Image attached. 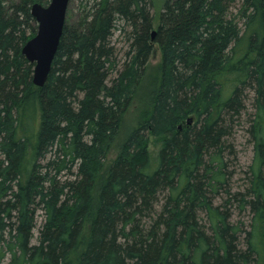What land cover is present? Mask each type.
I'll list each match as a JSON object with an SVG mask.
<instances>
[{"label":"trees","instance_id":"obj_1","mask_svg":"<svg viewBox=\"0 0 264 264\" xmlns=\"http://www.w3.org/2000/svg\"><path fill=\"white\" fill-rule=\"evenodd\" d=\"M49 2L0 0V264H264V0H165L153 41L151 0H85L37 87L21 50ZM153 44L159 82L107 164ZM248 100L254 158L233 191Z\"/></svg>","mask_w":264,"mask_h":264},{"label":"rangeland","instance_id":"obj_2","mask_svg":"<svg viewBox=\"0 0 264 264\" xmlns=\"http://www.w3.org/2000/svg\"><path fill=\"white\" fill-rule=\"evenodd\" d=\"M165 0H151V14L153 16V29H157L159 24V16L162 12V7ZM85 5V0H70L68 5L69 19L71 21L76 20ZM234 13L237 10H233ZM113 44H115L118 58L122 59L126 46L122 41V38L119 36L118 32L114 33ZM160 51L157 44H153V52L150 57L148 67L146 70L145 77L140 84L139 90L136 91L132 103L126 110L122 118V124L119 130V134L114 140V142L109 147V153L107 156V164L111 162L119 153L124 141L128 138L131 132L137 127L141 115H146L149 103H150V88L152 85H157L160 79ZM246 111L242 115V120L235 127L232 137L229 139V142L232 145L233 152L228 156L230 163V171L233 172L231 179V186L233 191L243 190L245 188L246 179L249 172V166L253 162L254 150L253 144L250 140V137L247 133L248 124L245 122L247 119V114H250L251 106L250 101L245 103ZM163 137H153L148 136L146 141V152L148 153V158L150 162L156 166V158L161 145ZM220 199H216L215 203L218 204ZM233 218L235 220H242L245 224L248 223L247 214L237 215V212L234 213ZM43 223L42 212L37 211L35 217V228L33 229V240L32 243L35 244L37 241L38 231L40 226ZM9 259L6 258L2 264H8Z\"/></svg>","mask_w":264,"mask_h":264},{"label":"water","instance_id":"obj_3","mask_svg":"<svg viewBox=\"0 0 264 264\" xmlns=\"http://www.w3.org/2000/svg\"><path fill=\"white\" fill-rule=\"evenodd\" d=\"M69 3L70 0H50L47 6L34 4L31 7L30 13L37 29L35 35L22 47L21 54L28 62L34 64L32 82L37 87L45 83L50 73L63 33ZM155 33V30L151 33L152 41Z\"/></svg>","mask_w":264,"mask_h":264}]
</instances>
